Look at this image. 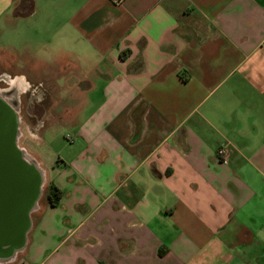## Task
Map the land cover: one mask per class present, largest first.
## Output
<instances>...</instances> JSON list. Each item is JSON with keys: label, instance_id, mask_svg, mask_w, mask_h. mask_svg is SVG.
Segmentation results:
<instances>
[{"label": "crops", "instance_id": "crops-1", "mask_svg": "<svg viewBox=\"0 0 264 264\" xmlns=\"http://www.w3.org/2000/svg\"><path fill=\"white\" fill-rule=\"evenodd\" d=\"M33 2L0 0V88L53 95L26 150L63 198L4 264H264V0Z\"/></svg>", "mask_w": 264, "mask_h": 264}, {"label": "water", "instance_id": "water-1", "mask_svg": "<svg viewBox=\"0 0 264 264\" xmlns=\"http://www.w3.org/2000/svg\"><path fill=\"white\" fill-rule=\"evenodd\" d=\"M20 115L0 92V262L11 261L27 244L32 214L45 175L19 145Z\"/></svg>", "mask_w": 264, "mask_h": 264}, {"label": "rangeland", "instance_id": "rangeland-1", "mask_svg": "<svg viewBox=\"0 0 264 264\" xmlns=\"http://www.w3.org/2000/svg\"><path fill=\"white\" fill-rule=\"evenodd\" d=\"M77 81V79H73V81ZM1 85H6L4 83H2ZM62 93V90H61ZM59 97V96H56ZM50 100V102H49ZM49 100H47V102H49L48 104H46V109L52 108V103H53V95H49ZM59 100L62 102L63 99L60 97ZM46 102V103H47ZM58 113L56 114V118L59 117H66V113L62 112L61 109H59V111H57ZM20 115L23 118V123L21 124V130H20V139H19V144L22 148L25 149V151L30 155V152H28L26 150V146L29 145V136H28V131H29V126L34 125L36 123V120H34L33 118H29L28 115L26 114L25 110H22ZM72 127L70 126H53L50 128H47L44 132V144L42 145H38L37 151L39 152V154L45 159V161L47 163H49V160L51 161L52 159H55L56 157H60V155H62L64 153V150L68 149V147H70L72 145L71 141H69L66 138L67 133H71ZM24 133V136L22 135ZM28 147V146H27ZM31 156V155H30ZM48 186V181L45 178V185L43 188V194L39 200V204H46L47 203V198L45 195L46 192V188ZM33 216L36 217V215L33 213Z\"/></svg>", "mask_w": 264, "mask_h": 264}, {"label": "flooded vegetation", "instance_id": "flooded-vegetation-1", "mask_svg": "<svg viewBox=\"0 0 264 264\" xmlns=\"http://www.w3.org/2000/svg\"><path fill=\"white\" fill-rule=\"evenodd\" d=\"M0 92L3 94L4 98L11 104L16 106L19 115L22 110H25L29 118L37 120L39 118L38 109H45L46 104L50 102L49 91L44 84H40L37 88L27 89V91L21 94L17 88L14 86L2 87ZM49 100V102H47ZM47 102V103H46ZM20 122L23 123V118L20 115ZM0 264H4L0 262Z\"/></svg>", "mask_w": 264, "mask_h": 264}, {"label": "trees", "instance_id": "trees-1", "mask_svg": "<svg viewBox=\"0 0 264 264\" xmlns=\"http://www.w3.org/2000/svg\"><path fill=\"white\" fill-rule=\"evenodd\" d=\"M34 8L33 0H17V14L26 15ZM47 201L52 206H58L63 198V191L53 183L49 184L45 192Z\"/></svg>", "mask_w": 264, "mask_h": 264}, {"label": "built area", "instance_id": "built-area-1", "mask_svg": "<svg viewBox=\"0 0 264 264\" xmlns=\"http://www.w3.org/2000/svg\"><path fill=\"white\" fill-rule=\"evenodd\" d=\"M115 5H121L124 0H110ZM66 138L69 141H73V136L71 134H67ZM217 157L223 163H228L230 159V150L226 145H222L217 150Z\"/></svg>", "mask_w": 264, "mask_h": 264}]
</instances>
